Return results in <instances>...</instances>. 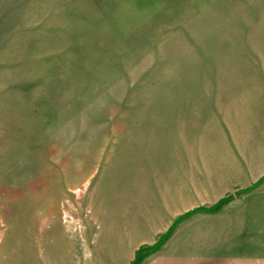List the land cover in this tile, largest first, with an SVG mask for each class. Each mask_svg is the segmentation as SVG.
Masks as SVG:
<instances>
[{
  "label": "rangeland",
  "instance_id": "obj_1",
  "mask_svg": "<svg viewBox=\"0 0 264 264\" xmlns=\"http://www.w3.org/2000/svg\"><path fill=\"white\" fill-rule=\"evenodd\" d=\"M0 264H264V0H0Z\"/></svg>",
  "mask_w": 264,
  "mask_h": 264
},
{
  "label": "trees",
  "instance_id": "obj_2",
  "mask_svg": "<svg viewBox=\"0 0 264 264\" xmlns=\"http://www.w3.org/2000/svg\"><path fill=\"white\" fill-rule=\"evenodd\" d=\"M221 203H222V201H219L214 207H212L211 209H207V211H210L212 209H218L221 206ZM137 258L140 260L139 257H137Z\"/></svg>",
  "mask_w": 264,
  "mask_h": 264
}]
</instances>
